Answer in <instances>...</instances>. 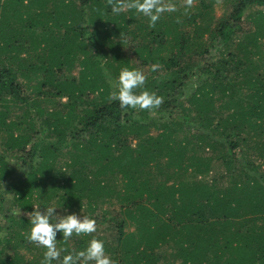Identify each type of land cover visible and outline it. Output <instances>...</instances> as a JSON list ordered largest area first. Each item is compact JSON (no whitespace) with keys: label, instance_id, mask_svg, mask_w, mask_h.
Instances as JSON below:
<instances>
[{"label":"trees","instance_id":"1","mask_svg":"<svg viewBox=\"0 0 264 264\" xmlns=\"http://www.w3.org/2000/svg\"><path fill=\"white\" fill-rule=\"evenodd\" d=\"M173 2L149 28L108 0H0V264H40L36 204L94 219L57 247L117 264H264V0ZM124 67L157 109L109 99Z\"/></svg>","mask_w":264,"mask_h":264},{"label":"clouds","instance_id":"2","mask_svg":"<svg viewBox=\"0 0 264 264\" xmlns=\"http://www.w3.org/2000/svg\"><path fill=\"white\" fill-rule=\"evenodd\" d=\"M193 0H182L183 14L191 9ZM111 14L119 15L125 10H134L148 21V27L154 28L165 13H175L178 6L173 0H108ZM159 64H152L151 72H157ZM146 75L138 68H121L118 76L111 78L109 99L118 102L122 110L132 109L155 110L163 98L145 87ZM139 91L137 92L136 90ZM33 211L28 212L31 227L26 240L44 249L40 264H117L105 250V242L100 239H90L82 249L72 252L57 247V234L67 241L74 234L88 235L96 231V221L87 216L81 217L75 212L69 213L65 208L61 215L56 212L61 209L53 204L33 205ZM42 209V210H41ZM64 252L63 256L61 253Z\"/></svg>","mask_w":264,"mask_h":264},{"label":"rangeland","instance_id":"3","mask_svg":"<svg viewBox=\"0 0 264 264\" xmlns=\"http://www.w3.org/2000/svg\"><path fill=\"white\" fill-rule=\"evenodd\" d=\"M223 10H224V8L222 6L221 7L220 6H217V8H216L217 16L222 15V11ZM122 55L125 58H129L132 62H134V57L132 56V51H130L127 46L124 47L123 52H122ZM142 71L144 73H146V70L145 69H142ZM57 212L61 214V211H57Z\"/></svg>","mask_w":264,"mask_h":264}]
</instances>
